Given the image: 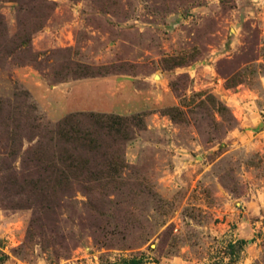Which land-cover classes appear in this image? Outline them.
<instances>
[{
	"label": "rangeland",
	"instance_id": "374dc122",
	"mask_svg": "<svg viewBox=\"0 0 264 264\" xmlns=\"http://www.w3.org/2000/svg\"><path fill=\"white\" fill-rule=\"evenodd\" d=\"M0 264H264V0H0Z\"/></svg>",
	"mask_w": 264,
	"mask_h": 264
},
{
	"label": "crops",
	"instance_id": "0c3cea01",
	"mask_svg": "<svg viewBox=\"0 0 264 264\" xmlns=\"http://www.w3.org/2000/svg\"><path fill=\"white\" fill-rule=\"evenodd\" d=\"M88 81H71L64 82L61 84H112V112H120L121 108H125L127 110H131L132 108L137 109L141 106V102L137 100L136 95H139L143 100V94H137V90L134 92L130 85L126 86V84H133L132 80L125 78L123 75H112L103 78H99L98 80H89ZM127 91V92H126ZM119 102V103H118ZM145 104L147 101H145ZM149 103V102H148ZM142 107V106H141Z\"/></svg>",
	"mask_w": 264,
	"mask_h": 264
}]
</instances>
